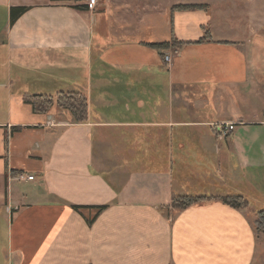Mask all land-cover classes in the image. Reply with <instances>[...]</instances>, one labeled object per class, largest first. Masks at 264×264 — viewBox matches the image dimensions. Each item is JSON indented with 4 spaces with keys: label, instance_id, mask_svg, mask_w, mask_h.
<instances>
[{
    "label": "crops",
    "instance_id": "0c3cea01",
    "mask_svg": "<svg viewBox=\"0 0 264 264\" xmlns=\"http://www.w3.org/2000/svg\"><path fill=\"white\" fill-rule=\"evenodd\" d=\"M159 3L0 0V264H254L264 0ZM11 6L28 7L13 24ZM171 35L186 44L148 45ZM72 91L83 122L23 101Z\"/></svg>",
    "mask_w": 264,
    "mask_h": 264
},
{
    "label": "trees",
    "instance_id": "16d2710c",
    "mask_svg": "<svg viewBox=\"0 0 264 264\" xmlns=\"http://www.w3.org/2000/svg\"><path fill=\"white\" fill-rule=\"evenodd\" d=\"M75 2H80L83 0H74ZM75 9L84 10L87 8L85 4H75L72 6ZM206 5L191 4V5H174L171 7L173 10H194L203 9ZM28 10L27 6H11L9 8V21L13 24L22 14ZM208 31L204 29V33L201 38H199L195 43L203 42L209 37ZM186 44L185 42L178 41L173 35H171L169 41L161 43H149L148 45L162 50L168 49L170 47H180ZM23 101L31 106L34 113H41L47 111L53 104L58 107L63 108L68 111L70 116L76 122H83L87 117V99L83 93L80 92H58L54 97L43 94H25L23 96ZM19 129L14 127L13 130ZM219 200L233 208H243L246 207L248 201L241 195H224V196H203V195H172L170 199L171 207L182 210L190 205L201 202L203 200ZM74 209H78L77 206H73ZM104 206L97 207L101 210ZM256 218L254 219V224L258 225L264 221V210H259L255 212Z\"/></svg>",
    "mask_w": 264,
    "mask_h": 264
},
{
    "label": "rangeland",
    "instance_id": "374dc122",
    "mask_svg": "<svg viewBox=\"0 0 264 264\" xmlns=\"http://www.w3.org/2000/svg\"><path fill=\"white\" fill-rule=\"evenodd\" d=\"M133 3H135V1H137V0H131ZM142 1V0H141ZM160 1V3L161 2H163V4L165 3H167V2H170V1H172V0H159ZM173 1H177V0H173ZM185 1H190V0H185ZM98 2H100V0H98ZM159 3V4H160ZM226 20V19H225ZM229 20H232V21H234L235 22V25H236V19H234V18H229ZM264 104V103H263ZM252 140H253V136H252ZM252 140H251V143H252ZM260 186H262V184L260 183ZM261 195V193L259 194V195H255L256 197H259ZM255 200H257V201H255L256 202V204H250V205H252V208L253 207H255L256 209H255V211H259V210H264V195L261 197V202H260V199L259 198H256ZM259 201V202H258ZM255 213H253V217H255L256 218V216L254 215ZM253 220H254V218H253ZM254 227H255V229L258 231V233L260 234V237H263L264 235V221H262L259 225H258V227L256 226V224H254ZM261 243H260V253H259V255H258V257L255 259V262H254V264H264V237L263 238H261V241H260Z\"/></svg>",
    "mask_w": 264,
    "mask_h": 264
},
{
    "label": "built area",
    "instance_id": "2783aa9c",
    "mask_svg": "<svg viewBox=\"0 0 264 264\" xmlns=\"http://www.w3.org/2000/svg\"><path fill=\"white\" fill-rule=\"evenodd\" d=\"M97 2H98V0H85V4L88 6V8H93L97 4ZM164 60L168 61L169 57L165 55ZM227 128L232 129L233 128L232 124H229ZM27 179H33V176L28 175Z\"/></svg>",
    "mask_w": 264,
    "mask_h": 264
}]
</instances>
